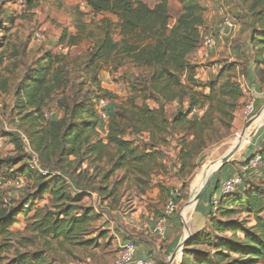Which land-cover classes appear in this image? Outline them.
I'll return each instance as SVG.
<instances>
[{"label": "trees", "instance_id": "trees-1", "mask_svg": "<svg viewBox=\"0 0 264 264\" xmlns=\"http://www.w3.org/2000/svg\"><path fill=\"white\" fill-rule=\"evenodd\" d=\"M175 1L181 8L172 22L169 0H152V7L144 0H81L92 16H104L86 69L97 71L117 60H128L134 67L147 71L135 80L136 94L128 102L120 105L107 102L104 139L99 135L103 118L98 103L109 100L110 94L100 88L95 74L92 76L95 94V91L81 93L78 84L73 86L69 98L64 93L68 87L66 56H46L21 76L13 91L15 130L5 132L0 128V148L2 142L14 148L13 155L0 157V264H54L43 251L20 250L19 246L32 240H43L47 245L61 241L78 248L99 247L103 234L93 230V225L102 220V215L83 205L93 189L89 186L91 180L83 185L79 182L88 175L81 166L101 162L107 157L108 148H112L114 158H110L112 165L102 176L103 181L116 171L133 170L141 196L157 189L165 204L174 188L165 187L163 178L170 174L184 182L195 169L202 151L217 144L223 138V130L231 129L243 88L237 82L227 81L216 89L210 81L207 94L198 92L194 79L197 66L191 55L198 50L203 36V9L200 0ZM240 1L249 2L247 18L251 30L248 39L251 72L243 70V73L250 72L253 76L249 85L256 78L263 83L264 0ZM26 2L32 9L33 0ZM80 16L82 19L83 15ZM8 22L12 23L11 18ZM74 29V33L62 31L60 46L76 47L85 35L93 38L91 33H85L82 23ZM56 64L61 66L53 68ZM57 94L61 95L55 107L59 115L49 114L46 118L49 104ZM137 97L153 101L156 108L136 104ZM184 99L186 110H179L168 119L164 103ZM143 133L148 134L150 144L141 145L126 138ZM163 133H169L176 144L173 166L164 161V152L157 147ZM26 150L35 154L46 175L29 168ZM154 177L159 181L152 180ZM9 179L18 183L22 179L33 181L36 185L33 194L18 204L6 200L1 186ZM218 188L217 185L216 191ZM93 191L104 194L106 200L113 197L112 192L105 194L102 188ZM213 196L204 226L186 241L179 264H264V180L259 183L245 180L234 193L215 199ZM43 198H47L49 205L35 206V201ZM178 199L179 190L176 202ZM241 214L246 219L232 220ZM19 217L26 222L31 238L15 243L17 232L13 227Z\"/></svg>", "mask_w": 264, "mask_h": 264}, {"label": "rangeland", "instance_id": "rangeland-1", "mask_svg": "<svg viewBox=\"0 0 264 264\" xmlns=\"http://www.w3.org/2000/svg\"><path fill=\"white\" fill-rule=\"evenodd\" d=\"M26 1L0 0V128L3 131L12 132L15 130L13 91L21 76L27 68L32 67L38 61L44 60L46 56L55 58L66 56L64 60L68 80V87L64 92L66 98L72 95L73 86L78 84L81 86V93L95 91L93 92L95 94L97 89H95L96 87L92 82L94 74L100 88L110 94L107 102L115 105L125 104L135 96L136 93L133 88L135 80L138 76H145L147 74L146 70L134 67L128 60H117L116 63H110L107 67L97 71L85 67L90 49L93 48L94 41L99 36L98 28L101 25V19L104 18L103 15L92 16L81 0H33L32 9L28 7ZM144 2L149 7L153 6L152 0H144ZM199 4L203 9V34H208L210 27L218 26L221 18L226 16L233 19L236 25L240 26V30H244V33L241 34V39L235 36L219 41L215 49L208 54V58L201 64H198L200 61L191 59L197 66L194 79L199 86L198 92L207 94L210 81L214 83L216 89L223 83L231 81L242 86L243 96L237 102L231 129L228 131L223 130L221 132L223 138L217 144L202 151L196 160V167L192 174L184 182L176 180L175 175L170 174L168 177L163 178L165 187L179 190L177 209L170 217L178 221L180 235H183L185 229V224L182 221V211L185 209L184 206L189 201L190 196L198 192L205 182L206 176L203 173L205 167L217 163L234 145L239 144V138L244 136V143L239 146L237 152L225 164L237 165L236 158L247 148L252 135L264 123V116L260 115V119L257 118L255 122L252 121L247 125L248 121L242 116L245 102L250 98L249 92L245 89L246 84H249V80L253 79L250 73L251 48L248 47V39L251 33L247 18L249 2L243 3L240 0H200ZM169 5L172 9L173 22L180 13L181 6L175 0H169ZM81 14L83 15L82 19ZM10 18L12 23H6ZM78 23L84 24L85 33H91L93 38H87L85 35L76 47L63 48L60 46L58 41L62 31L67 30L74 33V26ZM114 39L117 40L118 37L115 36ZM57 66H61V64H56L53 68ZM261 69L264 70V67H261ZM243 70L250 72L245 75ZM251 84L256 90L264 91V82H257V78ZM60 98V94L53 96L46 112L48 117L49 114L59 115L55 107ZM142 103L149 108H156L153 101L142 100L141 97H137L136 104L140 105ZM186 107V99L182 102H166L164 103L165 115L168 119H171L177 111L184 112ZM261 111L264 112V107ZM106 125L107 122L104 119L99 125V135L103 139L106 134ZM244 129L246 131L242 134L241 132ZM126 138L132 139L141 145L150 144L147 133ZM161 138L162 140L157 147L164 152V161L173 166L176 154L175 141L169 133H163ZM13 150L11 144L2 142L0 157L13 155ZM107 154V157L101 162L84 163L81 170L88 172V175L79 182V185H83V182L88 183L87 181L91 180L89 185L91 188H102L106 190L105 194L112 192L113 195V197L106 200L103 199L106 198L104 194L100 195L97 191L91 189L90 194L83 201V205L93 207L113 222V225H111L102 217L101 221L94 223L93 230L103 234L102 239L98 241L99 247L78 248L61 241L50 242L47 245L43 240H32L23 244L24 246H19L20 250L43 251L54 264H113L118 255L115 237L122 240L118 231L122 227L129 228V224L134 223L137 219H145L151 214L161 216L165 205L162 196L157 189H150L145 196H141L137 175L133 170L116 171L108 180H102V176L110 170L112 165L110 159L114 158L112 148H108ZM74 175L76 176L77 172ZM213 178L207 184L209 189L214 183ZM152 180L159 181L155 177ZM35 186L33 181L28 182L22 179V182L18 183L13 179H9L1 188L6 200L11 199L14 204H18L27 195L33 194ZM209 192L206 193V196L209 195ZM45 203L49 205L47 198L37 199L35 206H41ZM193 204V201H191L188 205L191 210L185 218L188 230H190L194 213ZM241 219H246V215L241 214L232 218V220ZM13 230L17 232L13 242L17 243V240L22 238L30 240L31 234L26 231V222L23 217H19V222L13 227ZM189 233L192 235V230Z\"/></svg>", "mask_w": 264, "mask_h": 264}, {"label": "crops", "instance_id": "crops-1", "mask_svg": "<svg viewBox=\"0 0 264 264\" xmlns=\"http://www.w3.org/2000/svg\"><path fill=\"white\" fill-rule=\"evenodd\" d=\"M214 28H216V26ZM243 33L244 30L241 31L240 26L236 25V29L232 33L231 38L237 36L238 39H241V34ZM193 58H197L196 61H200L198 64H201L208 57L203 58L202 55L195 52L191 55V59ZM246 88L250 97L254 100L255 111H261L264 107V91L256 90L254 86L249 84H246ZM261 115L264 116V112H262ZM255 154H260L264 158V123L257 128L256 132L252 135L247 148L236 158L235 161L237 162V165H225L210 178L211 180L214 177V183L210 187L211 189H209V186L207 185L200 199L193 208L194 213L192 216V223L190 225L192 234L203 228V224L205 223L206 216L208 214V203L210 198L213 196V193L216 191L217 185L219 186L224 180L236 176L239 173L240 165ZM263 180L264 173H249L246 178V181L256 183L262 182ZM208 191H210L209 195L206 196ZM216 196L217 191L213 198ZM94 210L97 211L96 209ZM101 215L108 221L109 224L113 225V222L107 219L106 215ZM155 215L151 214V216H148L145 219H137L134 223L128 225L129 228L122 227V229L118 231L122 240L115 237L117 247L127 241H132L136 245V258L151 259L156 264H172L176 250L182 240V235L178 232V221L173 217H169L165 224L164 236L159 237L154 235L151 231L155 220L158 218V216Z\"/></svg>", "mask_w": 264, "mask_h": 264}, {"label": "built area", "instance_id": "built-area-1", "mask_svg": "<svg viewBox=\"0 0 264 264\" xmlns=\"http://www.w3.org/2000/svg\"><path fill=\"white\" fill-rule=\"evenodd\" d=\"M236 29V23L233 19L228 16L222 17L220 23L216 28L211 27L208 34H203L198 50V54L202 55L203 58L208 57V54L212 52L216 44L225 38H231L232 33ZM197 60V58H193ZM247 90V88H245ZM248 91V90H247ZM107 107V101L100 100L98 103L99 114L101 118L105 119L104 109ZM1 109V106H0ZM255 104L252 97H250L244 105L242 116L248 122L253 120L255 114ZM48 118V114L45 115ZM1 145V144H0ZM29 155V168L32 170H37L41 175H46L47 171L43 170L37 161V157L34 153L26 150ZM249 173H264V158L260 154H255L250 157L247 161L243 162L239 167V173L231 178H228L221 182L217 190V196H224L234 193L238 187H240L246 180ZM178 197V190L173 189L169 193V198L167 199L162 214L158 217L152 227V233L156 236L163 237L165 232V224L167 219L172 216L177 209L176 199ZM215 197V198H216ZM213 198V199H215ZM136 245L132 241H127L124 244L118 245V255L113 264H156L151 259H139L135 257Z\"/></svg>", "mask_w": 264, "mask_h": 264}, {"label": "water", "instance_id": "water-1", "mask_svg": "<svg viewBox=\"0 0 264 264\" xmlns=\"http://www.w3.org/2000/svg\"><path fill=\"white\" fill-rule=\"evenodd\" d=\"M263 111H259L253 118V120H250L247 125L251 122V121H255L257 120V118H259V116L261 115ZM247 129V127H246ZM246 129H244L241 133L245 132ZM238 150V145H234L233 148L224 156L222 157L219 161H218V166L208 175V177L205 180V183L202 187V189L198 192V194L193 198V208L195 207L197 201L200 199L201 195L203 194L205 188L207 187V184L210 180V178L216 173V171L218 172V170H220L226 163H228V161L231 159V157L237 152ZM188 203V202H187ZM191 237V234L189 233L188 229H184V233L182 235V240L176 250L174 259L172 261V264H179L180 260H181V255H182V249L186 243V241ZM174 262V263H173Z\"/></svg>", "mask_w": 264, "mask_h": 264}, {"label": "bare ground", "instance_id": "bare-ground-1", "mask_svg": "<svg viewBox=\"0 0 264 264\" xmlns=\"http://www.w3.org/2000/svg\"><path fill=\"white\" fill-rule=\"evenodd\" d=\"M260 119V118H259ZM252 122V121H251ZM250 122V123H251ZM255 122V121H254ZM249 123V124H250ZM248 124V125H249ZM243 134V133H242ZM244 141H245V137L244 136H242L241 138H239V140H238V143L239 144H237L238 145V148H239V146L240 145H242L243 143H244ZM218 162L217 163H215V164H213L212 166L210 165V166H206L205 167V169L203 170V173H204V175L206 176H204L205 177V180H206V178L208 177V175L218 166ZM205 183V182H204ZM204 183H203V185H204ZM203 185H202V187H203ZM202 187L200 188V190L202 189ZM199 190V191H200ZM198 191V192H199ZM198 192H196V193H194V194H192L191 196H190V199H189V201H188V203H186V205L184 206V210L182 211V221H183V223L185 224V229H188L187 227H186V214L191 210V207L190 206H188L189 204H190V202L193 200V198L198 194Z\"/></svg>", "mask_w": 264, "mask_h": 264}]
</instances>
